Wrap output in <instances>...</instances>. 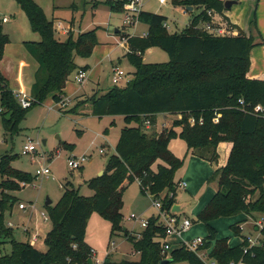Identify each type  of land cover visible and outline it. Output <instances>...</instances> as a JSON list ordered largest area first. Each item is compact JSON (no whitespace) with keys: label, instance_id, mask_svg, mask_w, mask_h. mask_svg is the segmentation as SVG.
I'll use <instances>...</instances> for the list:
<instances>
[{"label":"trees","instance_id":"obj_1","mask_svg":"<svg viewBox=\"0 0 264 264\" xmlns=\"http://www.w3.org/2000/svg\"><path fill=\"white\" fill-rule=\"evenodd\" d=\"M15 1L41 39L26 43L28 53L39 67L31 90L32 104L23 108L1 71L10 37L0 22V111L6 135L12 139L20 134L21 124L31 109L48 98L63 100L74 72L87 71L78 68L77 57L89 58L100 44L97 35L100 28L77 36L70 31L68 38L61 40L56 35L55 22L47 18L34 0ZM128 1L107 0L106 4L112 12L124 13ZM172 5L181 9L194 7L200 13L193 16L185 30L172 33L165 27L166 16L142 10L137 21L150 26L149 33L131 36L120 32L126 57L135 68L134 78L124 88L116 85L109 92L75 106L90 103L93 116L123 117L126 126L120 133L115 154L108 158L104 174L86 182L94 196H82L69 182L63 186L64 193L57 204L47 207L52 228L45 239V252L29 242H16L13 229L5 223V212L18 202L12 193L20 191L21 184L34 182L35 177L12 166L17 155L0 159V247L6 240L12 243V253L1 256L0 264H88L94 256L86 233L94 212L110 222L111 239L123 235L131 242L134 253L139 254L136 261L121 262L111 260L108 255L103 264H161L166 259L173 260L171 264H204L196 253L182 245L163 253L166 230L159 217L149 218L148 227L137 235L124 231L123 196L133 183L138 182L144 195L160 198L163 212L171 213L176 205L180 188L176 173L185 163L170 150V143L176 138L185 142L188 154L211 163L218 161L221 143L232 145L227 165L213 177L219 178V189L195 220L208 232L199 251L208 250L209 259L218 264H264V227L259 231L258 245L251 246L249 239L244 238L239 245L230 246L228 238H218L212 225L221 218L264 212V114L254 113L256 106L264 107V79H251L248 75L250 54L257 44L240 29L235 37L215 36L204 29L211 21L209 11L230 24L222 0H172ZM153 48L165 51L170 61L145 63L146 52ZM75 107L68 112H75ZM161 115L180 118L170 129L152 130ZM218 116L219 121L215 122ZM148 121L150 128L146 126ZM257 193L259 196L254 200ZM231 229L236 235L242 233L240 224L231 225Z\"/></svg>","mask_w":264,"mask_h":264},{"label":"rangeland","instance_id":"obj_2","mask_svg":"<svg viewBox=\"0 0 264 264\" xmlns=\"http://www.w3.org/2000/svg\"><path fill=\"white\" fill-rule=\"evenodd\" d=\"M34 1L43 9L50 21H54L56 26L61 21L67 29L71 28L74 36H77L80 32H85L87 29L100 28L97 35L99 42L102 43L95 48L89 58L77 57L76 59L78 68H87L88 79L84 84L80 86L71 82L65 88V98L63 100L57 102L52 98H48L43 104L31 109L21 124L20 134L14 139L6 135L0 111V159L10 154L17 155V158L12 162V166L35 177L34 182L27 183L25 187L21 184V190L12 193L18 198V202L11 211L5 212V223L7 226L9 223L13 225L8 227L14 231V240L20 243L29 242L31 237H28V235H32L30 230L25 231V229L32 227L35 232L40 234V240L36 247L44 252L47 249L45 239L52 228L51 222L45 221V215L48 216L46 203L48 201L53 202L49 206L57 204L63 196V186L69 182L80 190L82 196L93 197L95 193L86 182L99 177L102 172H105L108 158L115 154L121 130L125 128L123 117H115L116 124L111 125L113 117L99 119L93 115H81L90 110L91 107L85 105L75 107V103L78 104L75 97L77 94L84 92L83 86L86 85L88 92L96 86L101 93L109 92L116 86L112 81L115 68L129 73L130 78L133 79L135 68L125 56V50L119 45L121 41L115 33L116 30H119L121 33L126 32L131 36H142L149 33L150 26L140 22L133 26L125 24L124 13L112 12L109 5L106 4L107 0ZM145 10L168 17L167 23L171 26L170 32L172 33L185 30L193 16L200 13L197 9L190 12L184 8L181 10L183 13H181L173 8L172 0H168L165 5L155 0H147ZM5 17L10 18V22L3 23V31L9 35L13 47H18L23 43L26 44L33 39L37 42L40 41V36L32 30L28 16L15 0H0V21L2 22ZM71 21H74V24L70 27ZM248 26L251 29L253 27ZM68 33L67 35L63 34L58 28L56 31L57 37L61 40H66ZM11 51L14 52L15 50H11L9 47L7 56L13 58L16 53L11 54ZM25 53L26 50L20 49L21 56ZM144 61L145 63L162 64L168 63L170 57L162 49L153 48V50L146 52ZM78 72L79 70L74 72L71 78L72 81L75 80ZM31 76V67L27 64L23 73L25 86L30 84ZM125 86V82L118 85L120 88ZM74 107L76 108L75 112H68ZM61 110H64V112H61ZM179 118L169 120L170 122L166 127L168 126L167 128L170 129L174 121ZM219 118L218 116L215 122H218ZM157 122L158 127L152 130L157 129L159 131L162 128L163 117H158ZM106 128L108 131L103 134ZM29 142H33L37 152L23 155V149ZM101 149L106 150V152L101 154ZM170 150L178 158L186 159L187 146L182 139H173L170 143ZM83 157L87 158V161L80 169L72 170L69 167L70 158L80 159ZM183 167L177 170L176 182L180 180L184 171ZM44 168H48L51 174L39 175L38 173L42 172ZM154 169L156 170L157 166ZM258 196L259 193L255 194L253 199L255 200ZM190 199L191 197L185 188L180 187L177 189V201L186 203ZM123 202L122 213L125 217V227L131 233H139L144 230L141 226V220H148L153 215L156 217L160 215V210L155 207L150 194L144 195L138 182L128 187L124 193ZM22 203L26 205V210H20L19 205ZM133 215L136 219L132 218ZM243 216L248 217L243 224L240 222L244 226L242 235H236L231 226L225 225L223 228L221 227L222 229H219L221 236L222 234L229 236L232 245L242 243L244 238L253 241L261 238V233L255 230V227H257L255 224L264 220V212ZM224 221L219 220L217 224L219 225ZM203 228L199 223L194 222L190 230L181 233V235L169 237V241L172 243L173 248H176L180 245L178 244L179 239L188 240L187 236L193 230L197 229L198 232ZM110 236V222L98 212H94L88 222L86 241L97 251L98 259L102 261L107 255H111V260L115 262L123 260L136 261L139 259V254L134 253L131 242L123 235L114 236L112 239ZM204 236H208L207 231ZM214 245L215 242H212L211 246L214 247ZM207 252L209 251L206 250L200 254H202L204 261L209 263L210 259ZM11 253L12 243L10 240H6V243L0 247V257Z\"/></svg>","mask_w":264,"mask_h":264},{"label":"crops","instance_id":"obj_3","mask_svg":"<svg viewBox=\"0 0 264 264\" xmlns=\"http://www.w3.org/2000/svg\"><path fill=\"white\" fill-rule=\"evenodd\" d=\"M222 1L224 3H226L227 1H232V0H222ZM145 5H146V3H145ZM173 8L177 9L181 13H183L181 11L182 10L181 8H175L174 6H173ZM143 10L146 12H150L148 10H145V6H144ZM193 11H194V7H193ZM151 13H153V12H151ZM156 14H158V13H156ZM160 15H162V14H160ZM225 15L227 16V18H229L230 25H231L232 29L236 30L238 32V34H239V29H240L247 36L253 37L254 43L257 44V46L251 51V54H250L251 67H250L248 75H249V78H251V79H264V0H239V2H237L235 5H233L230 10L225 11ZM217 17H216V20H217ZM221 18H222V16L220 15L219 20L217 22H219ZM4 19H7L8 21L4 22ZM4 19L2 21L3 23L10 22V18L5 17ZM191 20L189 21V25L191 23ZM73 24H74V21H71L70 27ZM248 25L253 26L252 29ZM234 26H236L237 28H235ZM202 27H203V25H202ZM86 31H89V30L87 29ZM115 34L119 37V39L121 41L119 43V45H121L123 47V49L125 50V56H126L127 49L125 46V42L122 41L121 34H120V32H118V33L116 32ZM122 34H126V32L122 33ZM145 35H142V36H145ZM132 36H139V35H132ZM36 41L37 40L33 39L29 42H36ZM101 44L102 43H100L99 45H101ZM12 45L13 44L10 43L8 46H6L4 58L1 62V71H2L3 75L6 77V79L8 80L10 89H12L13 92H23L25 94L31 95V90H32V87L35 83V73H36L39 65L28 53L27 48H26V44L23 43V45L21 44L18 47H13ZM9 47L11 50H15L14 52L16 53V56L13 58L11 56H9V57L7 56V50ZM20 49L26 50L25 55L21 56ZM151 50H153V49H150L148 51H151ZM14 52L11 51V54ZM27 64L30 65V67H31L32 76H31L30 84L25 86L23 83V73H24V69H26ZM133 72H135V70ZM71 78H72V76L70 77L68 84L71 82L76 83V80L72 81ZM68 84H67V86H68ZM83 87H84L83 88L84 92L81 94H77L75 97V100H77L78 103L81 101L87 100L88 98H91L94 95L100 96V95L105 94V93H101L100 89H98L97 86L95 88H91V90L89 92L86 90L87 85L83 86ZM63 98H65V95H63ZM75 105H77V104L75 103ZM85 106L91 107V104L88 103V104H85ZM81 115H86V116L92 115V108H90V110H87L86 113H82ZM159 117H163L164 122L162 124V128L159 131L156 129V131L161 132L164 128L168 127V126L166 127V125L169 124V122H170L169 120H172V118H176L177 116L161 115ZM112 123L116 124L115 117H113L111 125H112ZM156 127H158V122L154 128H156ZM105 130L103 131V134H105ZM231 146L232 145L230 143H227V142L221 143L218 146L219 159L217 162H214V163H211V162H208L204 159L198 158L195 155H190V154H188V151H187V153L185 154L186 159H184L185 160V163H184L185 165L183 167L184 171H183L178 183L179 184H181L182 182L187 183V187L185 189L188 191L191 199L189 202H186V203L181 202V201H177L176 205L180 208V212L178 213V217L180 219L187 218V219H190L192 221V223H194L198 214L207 206V204L215 196V194L217 193V191L219 189V178L213 179V177H214V174L218 170H221L222 168H224L227 165L230 154H231V148H232ZM163 196H165V193L163 194ZM176 200H177V198H176ZM52 206H54V205H52ZM243 215H245V214H241V215L233 216V217H229V218H221L219 220H225V221L221 224L219 223V225L217 224V222L219 220L214 221L212 223V225L218 232V238L221 239V238H228L229 237L228 235L225 236L224 234H222V236H221L219 229H222L223 226H225V225L229 227L233 224L239 223L240 228H241V232L243 233L244 226L242 224L244 221L247 220V217H248V216L246 217ZM153 216H155V215H153ZM192 217H194V218H192ZM220 222H222V221H220ZM258 222H256V224H255L256 226H257ZM10 224L11 223H9V225ZM199 224H200V226H202V228L204 227L203 224H201V223H199ZM124 225H125V222H124ZM27 228L28 229H25V231L30 230L31 235L37 233V232H35V230L32 227L31 228L27 227ZM124 228H126V227H124ZM197 229L193 230L192 233H190L187 236L188 241H192V240L199 238V237H205L204 235L206 234V231H207L206 227H204L203 230L201 229V231H198V232L196 231ZM257 229H258V227H255L256 231H258ZM139 233H141V232H139ZM242 233H241V235H242ZM133 234H136V233H133ZM28 237H32V236L28 235ZM168 240H169V238H168ZM182 241H183V239L178 240V244H180L179 246L182 245L181 244ZM229 245L230 246H236L237 244L232 245L230 243V240H229ZM92 249L95 251V258L98 259L97 251L94 248H92ZM207 253L209 254V252H207ZM99 260H101V259H99ZM104 260H102V261H104Z\"/></svg>","mask_w":264,"mask_h":264},{"label":"built area","instance_id":"obj_4","mask_svg":"<svg viewBox=\"0 0 264 264\" xmlns=\"http://www.w3.org/2000/svg\"><path fill=\"white\" fill-rule=\"evenodd\" d=\"M161 4H167L168 0H156ZM146 0H129L125 5H124V23L127 25H135L138 21H137V17L140 14V12L144 9ZM208 15L211 18V21L209 23H206L204 26V29L209 32L210 34H213L215 36H219V37H231V36H237L238 32L234 29H232V27L230 26V24H228L223 18L220 19L219 22H217L219 20L220 15H218L215 12L209 11ZM218 16V17H217ZM217 17V20H216ZM7 19H4V22H7ZM63 34H66L68 32L71 31V28L67 29L63 23L59 22V24L56 26ZM165 27H167L168 30L171 29V27L166 23ZM88 79L87 76V71L84 70H79L75 80L76 83L80 86H82L84 84V82ZM132 80V78H130L129 73H126L125 71L115 68L114 69V73L112 76V81L114 85H120L122 82H125L126 84H128L130 81ZM15 97L18 99L19 103L21 104V106L23 108H29L32 104V100H31V95L25 94L23 92H14ZM69 102V101H68ZM241 105H244V102L241 100L240 101ZM64 107V106H63ZM254 113L255 114H264V107L260 106H256L254 109ZM192 123H194L195 121L192 120ZM147 128L151 127V123L148 121L146 123ZM37 152V148L36 146L33 144V142H29L27 145H25L24 149H23V155H29V154H34ZM106 152V150L101 149L100 153L104 154ZM87 161V158L83 157L80 159H75V158H70L68 165L72 170H76V169H80L84 163ZM39 175L41 174L42 176L44 175H50L51 172L48 168H44L42 170V172L38 173ZM25 187V183L22 184ZM181 188H186L187 187V183L186 182H182L179 185ZM150 197L153 200V203L155 205V207L157 209L160 210V215L159 217V222L162 223L165 227L166 230V237L162 243V247H163V253H170V251L172 250L173 246L172 243L168 240L169 237L174 236V235H181V233L188 231L192 228L193 223L190 219L184 218V219H180L177 215H174V213H167V212H163L162 211V200L159 199H154V197L150 194ZM19 208L21 210H26L27 207L25 204H20ZM133 219H136V217L133 215L132 216ZM45 221H50L49 215L46 216L45 215ZM149 225V221L148 220H141V226L146 229ZM10 227H12L13 225L10 224ZM257 227H258V231H260L263 227H264V220L263 221H259L257 223ZM137 235V234H136ZM138 238L140 236H137ZM40 240V235L38 233H35L32 235L31 239L29 240V243L33 246L36 247V245L38 244ZM259 240L260 239H255V241H253L252 239H249V243L251 246L254 245H258L259 244ZM205 243L204 238L199 237L196 238L192 241H188V240H183L181 242L182 246L185 247L187 250L196 253L200 259L203 261L204 264H218L212 260H210L209 263H206L204 261V258L202 256V254H200L201 252L203 253V251H199V248L202 247ZM93 256L94 258L92 259L93 264L95 262V264H103L104 261H101L99 259L95 258V251L93 250ZM239 264H243V263H239Z\"/></svg>","mask_w":264,"mask_h":264},{"label":"water","instance_id":"obj_5","mask_svg":"<svg viewBox=\"0 0 264 264\" xmlns=\"http://www.w3.org/2000/svg\"><path fill=\"white\" fill-rule=\"evenodd\" d=\"M236 3H237L236 0L227 1V2L225 3V8H226L227 10H230V9L232 8V6L235 5ZM187 10H188V11H192V10H193V7H188ZM116 32L118 33V32H120V31L117 30ZM103 174H104V172H102V173L100 174V176H102ZM51 204H52L51 201H48V202L46 203L47 206H49V205H51ZM179 212H180V208H179L177 205H175L174 208H173V210H172V213H174V214H178ZM126 230H127V229L124 228V231H126ZM172 262H173V260L166 259V260H164L161 264H171ZM88 264H93V261L90 259V260L88 261Z\"/></svg>","mask_w":264,"mask_h":264}]
</instances>
